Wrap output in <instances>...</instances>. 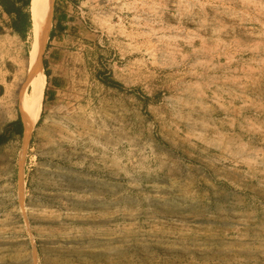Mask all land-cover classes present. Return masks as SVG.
I'll return each instance as SVG.
<instances>
[{
  "label": "rangeland",
  "instance_id": "rangeland-1",
  "mask_svg": "<svg viewBox=\"0 0 264 264\" xmlns=\"http://www.w3.org/2000/svg\"><path fill=\"white\" fill-rule=\"evenodd\" d=\"M5 19L0 133L32 41ZM40 59L0 264H264V0H54Z\"/></svg>",
  "mask_w": 264,
  "mask_h": 264
},
{
  "label": "bare ground",
  "instance_id": "bare-ground-1",
  "mask_svg": "<svg viewBox=\"0 0 264 264\" xmlns=\"http://www.w3.org/2000/svg\"><path fill=\"white\" fill-rule=\"evenodd\" d=\"M53 6L54 0H30L28 5L31 19L30 31L32 33L31 48L28 51L26 61L28 77L21 82L18 95L14 96L12 93V97H17V108L21 112L24 127L22 137L23 150L29 142L31 131L38 122L41 112L46 87V75L40 58L49 39V32L52 27ZM9 109L5 107L4 115L11 118L13 114Z\"/></svg>",
  "mask_w": 264,
  "mask_h": 264
},
{
  "label": "trees",
  "instance_id": "trees-1",
  "mask_svg": "<svg viewBox=\"0 0 264 264\" xmlns=\"http://www.w3.org/2000/svg\"><path fill=\"white\" fill-rule=\"evenodd\" d=\"M30 0H25L23 5H29ZM0 6L3 8L5 12L11 13L14 12L16 14V21L14 22V28L16 31L20 32L22 35L25 34L27 28L30 27V22L28 21L29 13L23 12L19 7L15 5V0H0ZM53 35V32L50 33ZM46 67V63L44 64ZM44 73L46 77H49L48 70L45 68ZM23 133V125L21 122L20 116L9 122L0 133V145L5 143L9 138L13 135H22Z\"/></svg>",
  "mask_w": 264,
  "mask_h": 264
},
{
  "label": "crops",
  "instance_id": "crops-1",
  "mask_svg": "<svg viewBox=\"0 0 264 264\" xmlns=\"http://www.w3.org/2000/svg\"><path fill=\"white\" fill-rule=\"evenodd\" d=\"M24 1L25 0H15V5L17 7H19L23 12L29 13L28 12V7L23 5ZM0 13H1V17L3 19L6 18L4 20L5 25H4V27H2L3 29H6L9 32H12L14 34V38H16V39H17V37L19 39H21V37L25 36L27 31L25 32L24 35H22L20 32L16 31L15 28H14V22L16 21V14L14 12H11V13L5 12L3 10V8L0 6ZM28 21L31 23L30 15H29ZM28 29H29V27L27 28V30ZM30 30H31V26H30Z\"/></svg>",
  "mask_w": 264,
  "mask_h": 264
},
{
  "label": "water",
  "instance_id": "water-1",
  "mask_svg": "<svg viewBox=\"0 0 264 264\" xmlns=\"http://www.w3.org/2000/svg\"><path fill=\"white\" fill-rule=\"evenodd\" d=\"M22 121V120H21ZM22 125H23V123H22Z\"/></svg>",
  "mask_w": 264,
  "mask_h": 264
}]
</instances>
